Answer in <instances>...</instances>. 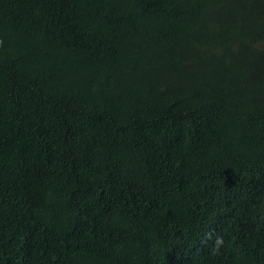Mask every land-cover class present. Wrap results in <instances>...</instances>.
I'll return each mask as SVG.
<instances>
[{"label":"trees","instance_id":"16d2710c","mask_svg":"<svg viewBox=\"0 0 264 264\" xmlns=\"http://www.w3.org/2000/svg\"><path fill=\"white\" fill-rule=\"evenodd\" d=\"M0 264H264V0H0Z\"/></svg>","mask_w":264,"mask_h":264},{"label":"clouds","instance_id":"9594fccd","mask_svg":"<svg viewBox=\"0 0 264 264\" xmlns=\"http://www.w3.org/2000/svg\"><path fill=\"white\" fill-rule=\"evenodd\" d=\"M215 185L217 186V184L215 183ZM222 243V241H218V244Z\"/></svg>","mask_w":264,"mask_h":264}]
</instances>
